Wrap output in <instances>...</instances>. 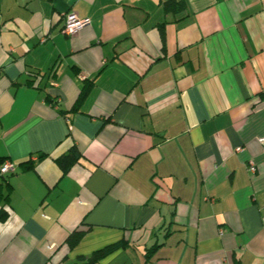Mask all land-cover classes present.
<instances>
[{
	"label": "crops",
	"instance_id": "1",
	"mask_svg": "<svg viewBox=\"0 0 264 264\" xmlns=\"http://www.w3.org/2000/svg\"><path fill=\"white\" fill-rule=\"evenodd\" d=\"M165 1L0 0V264H264V0Z\"/></svg>",
	"mask_w": 264,
	"mask_h": 264
},
{
	"label": "trees",
	"instance_id": "2",
	"mask_svg": "<svg viewBox=\"0 0 264 264\" xmlns=\"http://www.w3.org/2000/svg\"><path fill=\"white\" fill-rule=\"evenodd\" d=\"M182 3H183V1H181V0H167L163 3V7H164V10L166 12H169L173 8H175V6L182 5ZM40 75H42V74L41 73H34L33 74V76H37V77L38 76L40 77ZM33 80H35V79L33 78ZM30 82L34 83V81H32V80ZM83 93H84V89L82 88L81 94H83ZM76 105H77V102H76ZM78 156H79V151L75 146H73L68 150V152L57 157L55 159V161L60 166L62 171L66 172L68 170V168L78 160ZM29 166H31V165L29 164ZM6 177L7 176L2 175V179H6ZM8 186L9 185L7 183L0 184V221H4L9 214V211L7 210V203H8V199H9ZM82 235H83V231L75 230V231L71 232L70 235L66 239V244L68 245V247H74L78 243V241L81 239ZM123 244L124 243H122L121 241L116 242V243L101 247L99 249H96L90 255H87V256L86 255L85 256L80 255L77 258L76 264H94L100 258H102L106 254L110 253L112 250L116 249L119 245H123ZM156 247H157V245L149 248L145 252L144 257H146V259L149 258L150 255H152L153 252L155 251Z\"/></svg>",
	"mask_w": 264,
	"mask_h": 264
},
{
	"label": "built area",
	"instance_id": "3",
	"mask_svg": "<svg viewBox=\"0 0 264 264\" xmlns=\"http://www.w3.org/2000/svg\"><path fill=\"white\" fill-rule=\"evenodd\" d=\"M87 24H89L88 19L80 18L75 12H68L63 15L62 32L67 36H72ZM81 77L83 78V76ZM258 140L262 147H264V136H261L260 138H258ZM248 169L250 171H255L253 162L249 163ZM14 170L15 165L12 164L9 160L2 161L0 165V174L5 175L7 173L13 172Z\"/></svg>",
	"mask_w": 264,
	"mask_h": 264
}]
</instances>
